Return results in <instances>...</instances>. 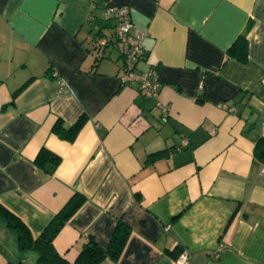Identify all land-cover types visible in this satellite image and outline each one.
Returning <instances> with one entry per match:
<instances>
[{"label":"crops","instance_id":"0c3cea01","mask_svg":"<svg viewBox=\"0 0 264 264\" xmlns=\"http://www.w3.org/2000/svg\"><path fill=\"white\" fill-rule=\"evenodd\" d=\"M121 5L144 34L136 65L156 70L157 98L122 82L114 31L93 48L92 13ZM243 37L245 62L228 51ZM81 114L73 141L52 131ZM262 136L264 0H0V203L36 236L83 193L53 241L67 260L87 236L106 248L121 220L122 250L99 264H175L178 246L188 264H264ZM41 147L60 156L51 175L33 161ZM17 253L0 220V264Z\"/></svg>","mask_w":264,"mask_h":264},{"label":"trees","instance_id":"16d2710c","mask_svg":"<svg viewBox=\"0 0 264 264\" xmlns=\"http://www.w3.org/2000/svg\"><path fill=\"white\" fill-rule=\"evenodd\" d=\"M102 10L105 14L104 16L92 13V16L90 17L93 30V48L96 50L99 49L95 46L96 41L104 37L107 38V42H109V40H112L111 36L114 32L115 39L118 41L116 38V30H112L110 32L105 31L106 28L112 27L113 25L107 23L109 19L114 18L116 20V23L114 24L117 26L118 20L116 16L113 14V11H111V7H103ZM105 46L106 45H104V47ZM228 51L238 60L245 62L247 60L245 38H242L238 48L232 45ZM100 57H102V55L97 54L96 58ZM27 82L13 92L9 103H13L15 96ZM85 121L86 116L81 114L72 124L66 126L59 118L54 122L52 131L62 139L73 141ZM253 151L254 158L261 163H264V136L257 140ZM33 161L38 169H40L44 174L51 175L60 163V156L46 147H41ZM85 201L86 196L83 193L75 192L36 236L31 233L29 227L18 215L0 203V220L5 226L14 231L18 249V260L16 262L7 261L4 264H24L22 259L29 250L36 251V264H99L106 257L117 259L129 231L128 224L121 220L117 222L114 233L112 234L110 242L106 248L98 245L92 236H87L72 262L67 260L56 250L53 242L55 236ZM183 249L185 248L178 246L176 250H171L169 253L174 255V258H176Z\"/></svg>","mask_w":264,"mask_h":264},{"label":"built area","instance_id":"2783aa9c","mask_svg":"<svg viewBox=\"0 0 264 264\" xmlns=\"http://www.w3.org/2000/svg\"><path fill=\"white\" fill-rule=\"evenodd\" d=\"M111 11L116 16L118 23L116 26V38L120 45L122 55V75L120 76L123 83L135 81L139 91L147 98H157L159 92V80L156 70L150 68L148 70H139L137 63L145 58L144 47L142 44L143 33L139 30H133L132 21L127 5L111 7ZM107 38H100L96 41V47L99 49L107 44ZM63 86H68L66 82ZM226 111L234 110L232 106L225 103L219 105ZM156 107L163 118L167 116L169 108L166 104L157 101ZM189 253L183 249L175 258V264H188Z\"/></svg>","mask_w":264,"mask_h":264},{"label":"rangeland","instance_id":"374dc122","mask_svg":"<svg viewBox=\"0 0 264 264\" xmlns=\"http://www.w3.org/2000/svg\"><path fill=\"white\" fill-rule=\"evenodd\" d=\"M35 251V250H34ZM33 264H36L37 253L33 252ZM30 257H26V262L30 261Z\"/></svg>","mask_w":264,"mask_h":264}]
</instances>
